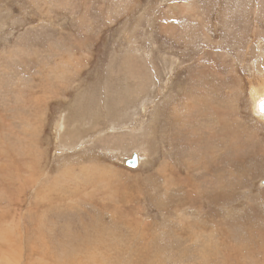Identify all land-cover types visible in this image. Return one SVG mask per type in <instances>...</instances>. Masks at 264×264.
Wrapping results in <instances>:
<instances>
[{"label":"rangeland","instance_id":"374dc122","mask_svg":"<svg viewBox=\"0 0 264 264\" xmlns=\"http://www.w3.org/2000/svg\"><path fill=\"white\" fill-rule=\"evenodd\" d=\"M263 76L264 0H0V264H264Z\"/></svg>","mask_w":264,"mask_h":264},{"label":"bare ground","instance_id":"6f19581e","mask_svg":"<svg viewBox=\"0 0 264 264\" xmlns=\"http://www.w3.org/2000/svg\"><path fill=\"white\" fill-rule=\"evenodd\" d=\"M255 48V47H254ZM236 64V63H235ZM257 64V63H256ZM171 66V65H170ZM166 68V67H164ZM170 70V69H169ZM163 71V70H162ZM263 72V71H262ZM168 73V72H167ZM170 75V74H169ZM127 76V75H126ZM139 77V76H138ZM260 78V82L258 83V85H253L251 90H250V100L252 102V112L256 118L257 121H260L262 123V125L264 124V76L263 77H259ZM263 78V79H262ZM125 79V78H124ZM155 91V90H154ZM128 92V91H127ZM125 94V93H124ZM127 95V94H126ZM38 100V99H37ZM150 101V100H149ZM250 102V103H251ZM137 105V104H136ZM139 105V103H138ZM195 106V105H194ZM139 107V106H137ZM4 120V119H3ZM260 124V123H259ZM198 125V124H197ZM261 125V124H260ZM129 126V125H128ZM264 126V125H263ZM128 128V127H127ZM167 136V135H166ZM29 139V138H28ZM85 139V137H84ZM80 146V145H79ZM83 147V146H82ZM153 148V147H152ZM102 152V151H101ZM11 155V154H10ZM9 156V155H8ZM133 159V157L136 160V164L139 165L142 157L140 156L139 153L135 152L134 154H132L131 156ZM28 158V157H27ZM129 158H124L123 162L126 164V161L130 160ZM7 160V159H6ZM177 162V161H176ZM175 163V162H174ZM158 166V165H157ZM24 167V166H23ZM25 168V167H24ZM177 169V168H176ZM27 170V169H26ZM20 171V170H19ZM24 172V171H22ZM49 189V188H48ZM41 192V191H40ZM198 192V191H197ZM45 195V194H44ZM43 197V195H42ZM62 197V196H60ZM129 202V201H128ZM19 219V218H18ZM176 225V224H175Z\"/></svg>","mask_w":264,"mask_h":264},{"label":"water","instance_id":"95a60500","mask_svg":"<svg viewBox=\"0 0 264 264\" xmlns=\"http://www.w3.org/2000/svg\"><path fill=\"white\" fill-rule=\"evenodd\" d=\"M126 166L129 168H136L137 164L135 158L133 157V159L126 161Z\"/></svg>","mask_w":264,"mask_h":264}]
</instances>
